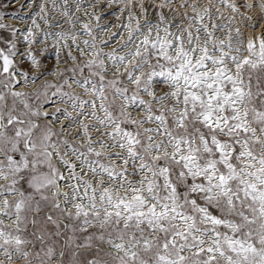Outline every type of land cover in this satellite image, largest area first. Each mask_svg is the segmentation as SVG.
Listing matches in <instances>:
<instances>
[{
  "label": "snow or ice",
  "instance_id": "1",
  "mask_svg": "<svg viewBox=\"0 0 264 264\" xmlns=\"http://www.w3.org/2000/svg\"><path fill=\"white\" fill-rule=\"evenodd\" d=\"M0 264H264V0H0Z\"/></svg>",
  "mask_w": 264,
  "mask_h": 264
}]
</instances>
